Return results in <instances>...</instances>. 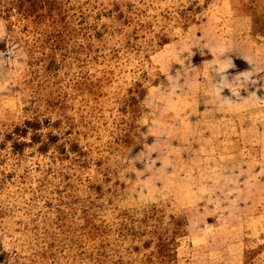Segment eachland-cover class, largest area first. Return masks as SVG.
I'll return each instance as SVG.
<instances>
[{"label":"rangeland","instance_id":"1","mask_svg":"<svg viewBox=\"0 0 264 264\" xmlns=\"http://www.w3.org/2000/svg\"><path fill=\"white\" fill-rule=\"evenodd\" d=\"M227 16L264 35V0H0V264L187 261L152 148Z\"/></svg>","mask_w":264,"mask_h":264},{"label":"crops","instance_id":"2","mask_svg":"<svg viewBox=\"0 0 264 264\" xmlns=\"http://www.w3.org/2000/svg\"><path fill=\"white\" fill-rule=\"evenodd\" d=\"M226 18L199 26L222 34L197 41L204 58L178 85L152 148L163 174H175L164 186L188 223L181 264H245L264 242V35L249 17Z\"/></svg>","mask_w":264,"mask_h":264}]
</instances>
